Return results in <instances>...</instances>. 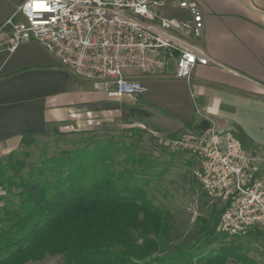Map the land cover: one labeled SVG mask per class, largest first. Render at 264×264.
Instances as JSON below:
<instances>
[{
    "label": "crops",
    "instance_id": "1",
    "mask_svg": "<svg viewBox=\"0 0 264 264\" xmlns=\"http://www.w3.org/2000/svg\"><path fill=\"white\" fill-rule=\"evenodd\" d=\"M23 0H0L2 24ZM203 16L195 43L208 58L191 71L189 82L174 77V61L160 76H138L145 91L109 98L105 91L61 66L36 42L9 51L0 37V160L22 135L59 132L89 121L111 122L157 113L173 137L201 119L230 130L264 168V0H196ZM162 13L188 18L176 0ZM130 107L148 116L129 115ZM77 130V129H75Z\"/></svg>",
    "mask_w": 264,
    "mask_h": 264
},
{
    "label": "trees",
    "instance_id": "2",
    "mask_svg": "<svg viewBox=\"0 0 264 264\" xmlns=\"http://www.w3.org/2000/svg\"><path fill=\"white\" fill-rule=\"evenodd\" d=\"M129 115L148 113L130 107ZM207 126L201 119L193 128ZM65 132L88 135L62 138L64 147L48 156L41 148L31 161L26 158L33 153L17 148L0 160V264H25L56 254L63 255L66 264H218L227 257L241 258L233 241L207 252L178 247L166 252L161 243L166 218L146 198L147 182L138 177L150 167L143 163V154L136 153L132 143L119 146L94 134L109 130L55 133ZM46 135H22L18 145L31 146ZM115 153L122 157L115 159ZM222 211L215 210L204 222L199 247L242 236L215 231Z\"/></svg>",
    "mask_w": 264,
    "mask_h": 264
},
{
    "label": "built area",
    "instance_id": "3",
    "mask_svg": "<svg viewBox=\"0 0 264 264\" xmlns=\"http://www.w3.org/2000/svg\"><path fill=\"white\" fill-rule=\"evenodd\" d=\"M167 0H23L0 24L9 51L33 41L109 98L145 91L138 76L163 75L174 61V77L190 81L208 63L195 39L203 16L196 0H176L188 18L162 13ZM37 5H42L37 7ZM193 159L192 175L223 211L215 231L242 235L264 231V168L228 129L208 120L173 138H158Z\"/></svg>",
    "mask_w": 264,
    "mask_h": 264
},
{
    "label": "rangeland",
    "instance_id": "4",
    "mask_svg": "<svg viewBox=\"0 0 264 264\" xmlns=\"http://www.w3.org/2000/svg\"><path fill=\"white\" fill-rule=\"evenodd\" d=\"M137 96V95H136ZM134 97V96H133ZM89 121L68 127L63 131H76L85 129L109 130L110 132H94L100 138H110L117 145L129 144L136 149V153H142L144 164L148 163L149 169L141 176L146 180L147 186L144 188L145 196L154 205L159 206L160 211L166 218L167 230L161 238V243L166 252L180 249H192L195 252H207L209 249L219 247L220 242L227 243L233 241L238 247L239 257H227L220 260L218 264H264V231L250 230L242 234L240 238L227 237L215 241L209 247H199L197 237L205 221H208L215 210L221 205L216 201H211L204 194L200 185L194 180L192 175L193 159L182 150L170 149L158 138H173V131L168 130L163 125L161 116L151 113L146 118L135 117L131 120H120L111 122L104 115H85ZM139 130V131H138ZM139 133V134H138ZM183 132L177 133L178 135ZM35 139V142L28 147L17 145V151L27 150L33 153L26 158L27 161L35 159L39 155L41 148L46 150V155L64 147L60 140L63 139H84L88 134L82 132H65V135H56L55 132ZM90 135V134H89ZM46 144V148L44 145ZM72 145H66L70 148ZM134 153V154H136ZM116 158L122 157V153H115ZM4 159V158H3ZM142 165H140L141 167ZM139 167V168H140ZM3 191L0 189V195ZM1 204V200H0ZM197 262L192 261V264ZM25 264H66L64 256L56 254L46 256L41 261H29ZM157 264V263H155ZM173 264H183L182 261Z\"/></svg>",
    "mask_w": 264,
    "mask_h": 264
},
{
    "label": "snow or ice",
    "instance_id": "5",
    "mask_svg": "<svg viewBox=\"0 0 264 264\" xmlns=\"http://www.w3.org/2000/svg\"><path fill=\"white\" fill-rule=\"evenodd\" d=\"M42 5H37V7H41Z\"/></svg>",
    "mask_w": 264,
    "mask_h": 264
}]
</instances>
